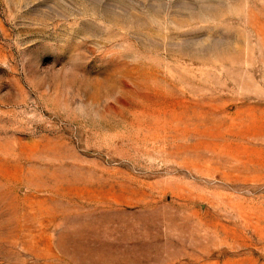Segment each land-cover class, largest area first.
<instances>
[{"label":"rangeland","instance_id":"rangeland-1","mask_svg":"<svg viewBox=\"0 0 264 264\" xmlns=\"http://www.w3.org/2000/svg\"><path fill=\"white\" fill-rule=\"evenodd\" d=\"M0 264H264V0H0Z\"/></svg>","mask_w":264,"mask_h":264}]
</instances>
